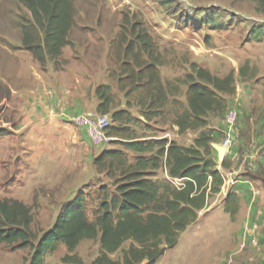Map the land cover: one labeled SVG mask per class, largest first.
<instances>
[{
	"label": "rangeland",
	"instance_id": "374dc122",
	"mask_svg": "<svg viewBox=\"0 0 264 264\" xmlns=\"http://www.w3.org/2000/svg\"><path fill=\"white\" fill-rule=\"evenodd\" d=\"M69 2L72 25L67 35L68 45L54 61L47 59L41 66L22 45L27 29L34 41L38 39L29 11L20 0H0V129L4 132L0 139V201H17L29 208L34 238H39L51 227L60 206L78 192L84 196L88 219L93 221L104 199L102 191L112 193L114 190L113 180L98 174L92 165L94 157L82 158L80 149V153L74 150L77 154L73 158L69 156L72 164L63 165L69 170L76 169L78 178L74 175L73 179L67 180L71 171L66 178L52 177L49 171L55 173L59 170V160L51 168L26 163L22 155L25 146L23 133H17L22 119V100L11 89L22 91L25 88L28 91H25V98L31 101L37 94L42 95L56 111L48 113L50 119H67L64 115H56L61 113L64 102L71 108L72 115H75L73 110L76 107H79L76 114L96 113L92 110L93 103H98L95 89L109 87L113 97L111 110L125 111L134 120L129 125L110 121V127L128 128V132L119 138H111L103 146L93 147L84 138L83 131L69 122L71 130L78 134L79 146L86 144L92 150L91 156L96 157L102 151L123 150L121 142L133 134L167 138L186 147L203 132L210 130L212 135L219 125L218 116L210 115L205 128L182 134H178L172 124L176 113L186 108L184 80L192 73L190 64L224 78L234 74L236 69L240 74H247L249 68L244 64L247 60L264 62V14L256 12L252 0ZM138 34L146 36L142 40L148 43L147 51L153 54L152 59L137 44L135 36ZM128 44L132 47L130 55L125 52ZM146 64L153 66L156 79L161 82L166 95L159 117L150 121L141 117L145 107L139 100L144 94L141 84L148 80L147 74L142 73L141 81L136 77ZM236 84L240 85L238 81ZM51 128L49 143L68 142L63 132ZM214 138L210 147L212 144L217 146L219 136ZM211 152L216 163H220L216 149L211 147ZM126 154L131 158L130 153ZM157 176L161 177L162 173L158 172ZM223 197L217 193L207 199V213L199 212L198 220L180 234L178 244L166 251L167 264L235 263L231 246H220L216 239L215 224L224 220L216 209L223 203ZM211 212L213 219L211 214L206 215ZM128 244L125 242L121 250ZM98 251L97 239L83 240L74 254L83 264H91ZM66 253V249L59 246L54 253L45 256V264H60ZM29 255V248L15 249L0 244V264H27ZM118 256L114 254L111 258L117 259Z\"/></svg>",
	"mask_w": 264,
	"mask_h": 264
},
{
	"label": "trees",
	"instance_id": "16d2710c",
	"mask_svg": "<svg viewBox=\"0 0 264 264\" xmlns=\"http://www.w3.org/2000/svg\"><path fill=\"white\" fill-rule=\"evenodd\" d=\"M252 1L256 12L264 14V0ZM20 2L29 11L38 37L34 41L32 33L25 30L23 48L41 66L47 59L54 61L68 45L67 35L72 25L69 0ZM145 38L135 36L142 51L148 49ZM131 49L128 44L126 54L130 55ZM147 53L152 59L153 54ZM190 66L192 73L184 80L186 108L176 113L172 123L178 134L205 128L210 115H223L228 108V98L235 91L233 74L218 78L195 64ZM152 69L151 64H146L136 74L139 81L144 72L148 78L141 84L144 94L139 99L145 107L141 117L146 121L159 117L166 102L165 91ZM95 95L98 99L96 114L106 115L110 121L121 125L134 122L127 112L111 110L113 97L109 87L98 86ZM128 131V128L109 126L106 135L119 138ZM3 136L0 129V139ZM213 140L210 130L201 133L187 147L167 138L133 134L121 142L123 150L102 151L93 158L95 171L110 177L114 187L112 193L102 191L104 199L93 221L86 215L83 194L78 192L60 206L51 227L34 238L29 208L17 201H0V244L15 249L29 248L27 264H45V256L54 253L59 246L67 251L60 264H83L74 254L75 249L83 240L97 239L99 251L91 264H156L167 250L177 245L180 234L197 220L207 199L217 194L223 185V176L212 157ZM126 153H130L131 158ZM219 166L226 168L225 160ZM158 172L162 173L161 177L157 176ZM229 197L225 198L226 203ZM224 211L232 217L236 209L229 210L225 206ZM125 242L129 244L121 250ZM114 254L119 255L117 259L111 258Z\"/></svg>",
	"mask_w": 264,
	"mask_h": 264
},
{
	"label": "crops",
	"instance_id": "0c3cea01",
	"mask_svg": "<svg viewBox=\"0 0 264 264\" xmlns=\"http://www.w3.org/2000/svg\"><path fill=\"white\" fill-rule=\"evenodd\" d=\"M244 64L249 68V72L245 74L241 71L240 74L236 69L233 74L235 91L228 98V108L232 106L237 108L238 119L232 136V146L223 156L226 168L221 169L220 163H217L224 179L218 195H223L225 198L230 195V197L227 203L223 197V203L216 209L217 213L224 216V220L222 223L216 222L215 230L217 244L230 245L234 250L232 252L234 264H264V62L247 60ZM237 81L240 85L236 84ZM37 82L39 85V81ZM11 90L22 100L20 104L22 119L17 133H23L25 146L22 155L26 159L24 161L33 167L49 165L51 168L53 163L59 160V170L55 173H52L53 170L49 171L52 177L66 178L71 171V176L67 177V180L73 179L74 175L78 178L76 169L69 170L63 167L73 163L69 160V156L73 158L77 151L80 153L79 149L83 153L82 158L95 157V155L91 156L92 150L86 144L79 146L78 134L71 130L69 124V119L73 116L69 105L64 102L60 107L61 113H56L57 116L61 114L67 119L60 117L50 119L48 113L56 111L45 102L42 95L37 94L34 101H31L25 98L27 94L25 88L22 91H17L15 88ZM95 108L94 102L92 110ZM76 113H79V107L73 110V114ZM219 118L217 131L215 130L211 137L215 139L214 137L218 135L217 145L221 146L224 132L223 115ZM50 126L51 129L63 132L68 142L66 143L64 139L65 141L60 143H49L47 139ZM83 136L85 138L84 134ZM40 159L44 160L38 161ZM231 194L234 196L232 197ZM225 206L229 210L236 209L232 217L224 211ZM208 210L205 205L199 212L207 213ZM209 214L213 219L212 212L206 215ZM232 220L235 222L230 223ZM164 256L156 264H167Z\"/></svg>",
	"mask_w": 264,
	"mask_h": 264
},
{
	"label": "built area",
	"instance_id": "2783aa9c",
	"mask_svg": "<svg viewBox=\"0 0 264 264\" xmlns=\"http://www.w3.org/2000/svg\"><path fill=\"white\" fill-rule=\"evenodd\" d=\"M223 118L224 132L221 145L228 151L232 146V136L237 125V108L235 106L227 108ZM69 121L83 131L85 138L93 147L103 146L111 139L106 135V130L110 126V120L106 115L80 113L73 115Z\"/></svg>",
	"mask_w": 264,
	"mask_h": 264
},
{
	"label": "water",
	"instance_id": "95a60500",
	"mask_svg": "<svg viewBox=\"0 0 264 264\" xmlns=\"http://www.w3.org/2000/svg\"><path fill=\"white\" fill-rule=\"evenodd\" d=\"M212 148H215L218 153V160L221 162L223 160V156L225 155V148L221 145L215 146L214 144L211 145Z\"/></svg>",
	"mask_w": 264,
	"mask_h": 264
}]
</instances>
